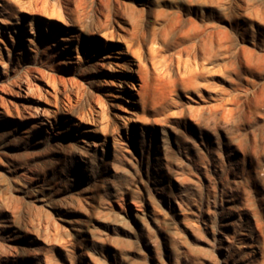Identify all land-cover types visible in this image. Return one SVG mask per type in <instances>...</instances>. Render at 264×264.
Wrapping results in <instances>:
<instances>
[{
    "label": "rangeland",
    "instance_id": "rangeland-1",
    "mask_svg": "<svg viewBox=\"0 0 264 264\" xmlns=\"http://www.w3.org/2000/svg\"><path fill=\"white\" fill-rule=\"evenodd\" d=\"M4 106L0 264H264V0H0Z\"/></svg>",
    "mask_w": 264,
    "mask_h": 264
},
{
    "label": "bare ground",
    "instance_id": "bare-ground-1",
    "mask_svg": "<svg viewBox=\"0 0 264 264\" xmlns=\"http://www.w3.org/2000/svg\"><path fill=\"white\" fill-rule=\"evenodd\" d=\"M67 31V30H66ZM72 34V33H71ZM141 34H143V33H141ZM145 35V34H144ZM142 36V37H139L138 38V46H140L139 47V49L138 50H135V49H133L132 47L128 50V51H130L131 52V55H136L137 57L139 56H141V55H143V51H142V48L143 47H145V45H147V43L151 40L150 38H145V36ZM136 42H137V40H136ZM151 42V41H150ZM92 44V43H91ZM96 44V43H95ZM151 44V43H150ZM154 44V43H153ZM151 46H152V44H151ZM98 47H100L99 46V44H98ZM152 47H154V46H152ZM152 47H150L149 48V50H148V53L152 50ZM148 48V47H147ZM154 49V48H153ZM96 51H99V48H96ZM152 52V51H151ZM141 54V55H140ZM142 57V56H141ZM146 58V56H145V53H144V59ZM141 59V58H140ZM142 67V66H141ZM6 69V65L4 64L3 65V67H2V70H5ZM34 73V72H33ZM20 79H18V83H15L16 85H18L17 87V89H13V90H15L16 91V93L18 94H21L22 92H21V90L22 89H24V88H26L27 89V91H30V92H33V91H35V90H42V86L40 87L37 83H36V81L33 79V74L31 73V71L30 70H27L25 73H23V74H21L20 76ZM23 80H25V84L23 85L22 84V82H23ZM10 82V81H9ZM7 84V83H6ZM9 85H13V83H9ZM24 86V87H23ZM12 87H14V85L12 86ZM10 113V108L8 107V106H4L2 109H1V107H0V119H5L6 118V114H9ZM17 115H14V118L12 119V118H6V119H10L11 121H13V120H16L17 122L19 121V120H21L22 118H23V114L22 113H20V112H18V113H16ZM64 114V116L66 115L65 113H63ZM47 118H49V117H47ZM74 118V117H73ZM52 123V122H51ZM182 206V205H181ZM181 208V207H180ZM227 208L228 209H232L233 207L232 206H230V205H228L227 206ZM184 209V208H183ZM233 210V209H232ZM181 211H182V209H181ZM227 213V212H226Z\"/></svg>",
    "mask_w": 264,
    "mask_h": 264
}]
</instances>
